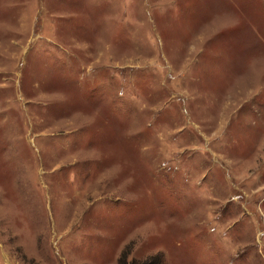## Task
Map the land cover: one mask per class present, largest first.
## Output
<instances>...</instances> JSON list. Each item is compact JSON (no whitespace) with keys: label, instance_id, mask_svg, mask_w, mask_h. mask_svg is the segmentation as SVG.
<instances>
[{"label":"rangeland","instance_id":"374dc122","mask_svg":"<svg viewBox=\"0 0 264 264\" xmlns=\"http://www.w3.org/2000/svg\"><path fill=\"white\" fill-rule=\"evenodd\" d=\"M157 256L264 264V0H0V264Z\"/></svg>","mask_w":264,"mask_h":264},{"label":"trees","instance_id":"16d2710c","mask_svg":"<svg viewBox=\"0 0 264 264\" xmlns=\"http://www.w3.org/2000/svg\"><path fill=\"white\" fill-rule=\"evenodd\" d=\"M156 258H157V263H153V261H154ZM147 264H163V263H162V259H161V257L158 258V256H157V257H154L153 259H151Z\"/></svg>","mask_w":264,"mask_h":264}]
</instances>
